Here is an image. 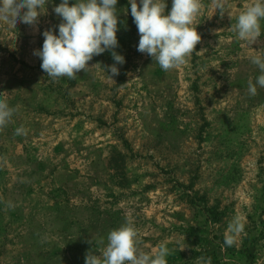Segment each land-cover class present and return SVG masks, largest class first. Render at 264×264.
<instances>
[{
  "label": "rangeland",
  "instance_id": "obj_1",
  "mask_svg": "<svg viewBox=\"0 0 264 264\" xmlns=\"http://www.w3.org/2000/svg\"><path fill=\"white\" fill-rule=\"evenodd\" d=\"M61 2L48 0L34 26L0 23V93L17 108L0 130V264H85L126 217L143 251L173 250L168 264H264V88L247 92L264 20L250 46L231 29L254 0H227L222 18L202 0L201 41L167 72L137 51L131 5L118 0L119 75L105 51L77 79L53 82L33 53L45 30L58 35ZM21 125L26 136L15 135ZM237 214L244 233L222 250Z\"/></svg>",
  "mask_w": 264,
  "mask_h": 264
},
{
  "label": "clouds",
  "instance_id": "obj_2",
  "mask_svg": "<svg viewBox=\"0 0 264 264\" xmlns=\"http://www.w3.org/2000/svg\"><path fill=\"white\" fill-rule=\"evenodd\" d=\"M118 0H77L69 6V0L54 7L53 11L62 19L58 25V35L53 30H45L42 35V49L34 51L40 57L41 69L55 82L58 78L77 79V73L89 68V61L105 51H111L115 63L108 66L111 76L119 75L117 64H124V56L118 54ZM48 0H0V23L15 29L17 23L38 24V18L46 12ZM131 16L135 23L139 43L137 51L147 54L165 72L179 68L187 63L201 35L194 26L204 5L202 0H172L170 12L166 13V0H129ZM227 0H212V6L219 10L221 18L226 12ZM231 17V16H230ZM232 18V17H231ZM261 20H264V0H254L245 5L231 25L236 38L254 44L261 35ZM252 64L259 69L255 83L250 78L247 92L257 95V86L264 88V54L250 57ZM95 66V65H94ZM6 93H0V130L12 120L17 108L9 105ZM28 130L21 125L15 129V135L26 136ZM12 207L11 202L6 204ZM245 230V218L235 215L228 223L223 234L222 250L234 247ZM104 243L103 240L100 241ZM142 240L131 217L125 223L111 230L107 235V244L99 253L89 250L85 255V264H168L166 259L172 249L160 243L154 252H145L141 248ZM185 244H179L183 251ZM197 264H211V257H197ZM227 264V258H225Z\"/></svg>",
  "mask_w": 264,
  "mask_h": 264
}]
</instances>
